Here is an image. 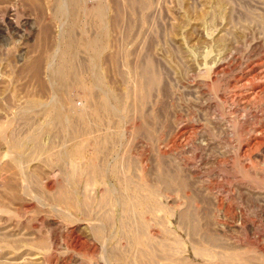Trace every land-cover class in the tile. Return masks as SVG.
Wrapping results in <instances>:
<instances>
[{
  "label": "bare ground",
  "instance_id": "obj_1",
  "mask_svg": "<svg viewBox=\"0 0 264 264\" xmlns=\"http://www.w3.org/2000/svg\"><path fill=\"white\" fill-rule=\"evenodd\" d=\"M133 1L156 46L121 69L119 94L101 69L74 68L84 0H54L68 13L65 63L46 104L52 139L69 131L44 146L0 128V264H264V0L233 5L219 27L191 24L196 58L175 21L153 32L172 0ZM97 2L84 13L101 24ZM98 42L84 43L94 56ZM71 86L82 104L68 109Z\"/></svg>",
  "mask_w": 264,
  "mask_h": 264
},
{
  "label": "rangeland",
  "instance_id": "obj_2",
  "mask_svg": "<svg viewBox=\"0 0 264 264\" xmlns=\"http://www.w3.org/2000/svg\"><path fill=\"white\" fill-rule=\"evenodd\" d=\"M97 1L99 0H84V4L77 7V12L74 13V25L71 32L73 35L72 38L73 40L75 39L74 41H76L77 44L75 45L74 42V50L75 48L77 49L75 50L76 62L74 68L101 69L104 80L107 78L106 84L108 83L107 85H109L115 93L118 91L120 94L125 89L123 85V75L121 73H123L125 69H129L130 66L139 69V65H142V60L147 57L145 54H148L152 46L154 47L156 45L151 41L149 43H152L151 46L148 44L147 38H150V36L146 37L145 34L147 31L144 33V31L147 30V25L144 23V20L141 19L138 11L139 8H137V5L135 6L134 2L139 0H132L134 2L132 4L130 2L131 0H103L105 3L106 15L104 19L105 22H101L102 26L101 24H97L98 21L94 19L91 20L89 14H85L96 6L98 3ZM125 1H128L129 4ZM172 1L173 2H169L171 5L168 3L169 8L168 12H165L167 13L166 15L163 14V8L160 7L161 13H158L160 17L158 15L157 19L165 15L162 17L165 18V20L161 18L163 21L159 19L161 20H158L161 22L159 23L157 19H155L153 32L155 33V31L160 29H158L159 25V27L163 29L167 27L166 25L170 26L171 23L175 21L173 24L180 27L177 26L174 34L171 36L173 37L175 35L173 38L176 39V41H181V44L183 42V45L188 46L189 49L187 48L186 53L189 58L192 56V58H196L197 50L194 48V45L190 47L187 45V41L191 37L189 36L191 35V24L199 25L200 28L204 30V28H208L209 24L217 25L220 21H225L226 18H228L226 17L228 14H233L231 13V7L233 5L237 7L235 8V6H233V11L238 9L233 14L235 16V13L237 14V12L239 13L243 10V4H245L246 8L248 6H258L260 0L257 2H254V0H249V2L247 0H224L225 2L223 0ZM193 3L194 7L192 6L190 8V5ZM228 3H230V6ZM52 4L54 5V0H0V128H7L6 130L12 129V132L14 134L17 133L16 135L19 136L32 133L37 134L38 137L40 136V143L44 146H49L51 142L52 144L50 145H59L60 143H58V140L60 142L61 134H63L64 131H69L66 128H62L61 130L63 131L60 130V133L58 132L59 135H55V139H52L54 136L53 124L55 118L52 113L50 114L51 111L48 109L49 106L47 104L48 102L50 104L56 98L58 77L56 73V76L55 74L53 75V73L56 72L54 71L56 70L55 66H64L63 63H65L64 60L60 59V48H62L63 43L66 41L64 38L67 32L66 18L68 14L67 12L61 15L56 14L54 11L55 5L53 6ZM238 4L243 7H239ZM130 6L134 7L132 8ZM228 9L230 13L227 11ZM182 20L185 23H182ZM163 23L164 25H161ZM182 25L183 27H181ZM202 25L207 27H203ZM142 35H144V37ZM153 36H155V34L151 37ZM93 37L98 38V43L103 41L97 56H94L84 45L87 40ZM98 45L100 46V44ZM146 48H148V50ZM130 51L132 52L130 53ZM132 63L134 65H131ZM120 90L122 91L120 92ZM66 96L69 99L63 102V106L64 103L66 104L64 107L70 109L69 106H71V109H73L80 107L82 104V94L78 87H69ZM35 101H39V104ZM66 108H64L65 111H68ZM45 109L47 110L45 111ZM47 114H49L50 117ZM47 116L50 118L48 121ZM24 118H26V120ZM7 145V142L0 136V151L4 150Z\"/></svg>",
  "mask_w": 264,
  "mask_h": 264
}]
</instances>
